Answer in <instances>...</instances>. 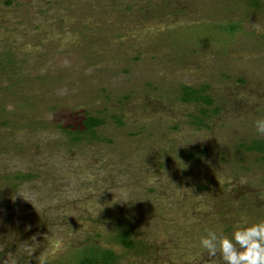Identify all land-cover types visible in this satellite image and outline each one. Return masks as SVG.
<instances>
[{
  "label": "rangeland",
  "instance_id": "obj_1",
  "mask_svg": "<svg viewBox=\"0 0 264 264\" xmlns=\"http://www.w3.org/2000/svg\"><path fill=\"white\" fill-rule=\"evenodd\" d=\"M248 1L0 0V264H74L102 229L85 218L108 233L119 213L149 249L118 246L119 264H209V230L264 220V153L240 147L264 138V1ZM182 82L210 85L206 127L172 99ZM83 111L105 122L71 143L57 124Z\"/></svg>",
  "mask_w": 264,
  "mask_h": 264
},
{
  "label": "trees",
  "instance_id": "obj_2",
  "mask_svg": "<svg viewBox=\"0 0 264 264\" xmlns=\"http://www.w3.org/2000/svg\"><path fill=\"white\" fill-rule=\"evenodd\" d=\"M263 1L249 0L247 3L249 7L258 8ZM173 90L172 99H174V102H178L179 104H194L197 107L196 111L191 112L189 115L191 123L198 128L206 127L207 123L205 120L220 112L221 106L215 104V98L211 94L210 85L207 83L187 84L182 82L174 87ZM94 112L83 111V116L79 118V123L75 128H70L71 125L65 126L62 124H57V127L68 136V140L71 143L81 139L98 138L97 128L105 122V118L100 112ZM114 121L118 124L123 122L121 116H117L116 114L114 115ZM240 147L244 150L264 153V138L253 137L249 141L240 143ZM85 219L86 224L96 226V228L102 227V229L95 230L94 234L88 236L91 237L90 240H86L74 248V253L71 255L74 256V264H119L122 257L117 253L116 248L118 246L129 249L128 251L139 256L140 259L148 256L149 249L146 247L145 241L143 249H137L138 247L135 246H138L141 241V244H144L140 237L143 235L137 224L138 218L133 221L135 217H128L126 214L121 213L110 216L107 221L111 223V231L108 233H104L107 227L102 226L105 220L95 219L93 216L86 217ZM98 238L100 239L98 240ZM103 240H106L107 243L103 244ZM135 247L136 249L133 250ZM66 261L67 259L62 262L60 261L59 264H68L69 261ZM122 264H128V262H122Z\"/></svg>",
  "mask_w": 264,
  "mask_h": 264
},
{
  "label": "clouds",
  "instance_id": "obj_3",
  "mask_svg": "<svg viewBox=\"0 0 264 264\" xmlns=\"http://www.w3.org/2000/svg\"><path fill=\"white\" fill-rule=\"evenodd\" d=\"M255 128L264 136V117L255 121ZM199 246L207 252L209 264H264V220L249 223L246 218L242 219L231 236L222 231L209 230L200 238ZM64 248L63 239L50 242L52 256Z\"/></svg>",
  "mask_w": 264,
  "mask_h": 264
}]
</instances>
